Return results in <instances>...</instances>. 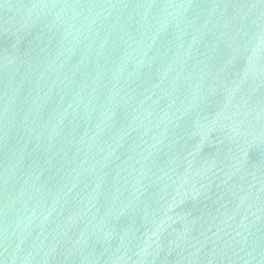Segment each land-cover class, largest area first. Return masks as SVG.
I'll list each match as a JSON object with an SVG mask.
<instances>
[{"label":"water","instance_id":"water-1","mask_svg":"<svg viewBox=\"0 0 264 264\" xmlns=\"http://www.w3.org/2000/svg\"><path fill=\"white\" fill-rule=\"evenodd\" d=\"M0 264H264V0H0Z\"/></svg>","mask_w":264,"mask_h":264}]
</instances>
